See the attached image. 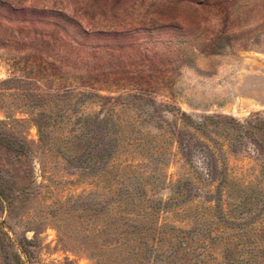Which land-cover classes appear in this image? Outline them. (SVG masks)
Masks as SVG:
<instances>
[{
	"label": "rangeland",
	"instance_id": "374dc122",
	"mask_svg": "<svg viewBox=\"0 0 264 264\" xmlns=\"http://www.w3.org/2000/svg\"><path fill=\"white\" fill-rule=\"evenodd\" d=\"M176 196L181 264H264V0H0V264H146Z\"/></svg>",
	"mask_w": 264,
	"mask_h": 264
},
{
	"label": "trees",
	"instance_id": "16d2710c",
	"mask_svg": "<svg viewBox=\"0 0 264 264\" xmlns=\"http://www.w3.org/2000/svg\"><path fill=\"white\" fill-rule=\"evenodd\" d=\"M181 120L184 126L197 130L198 128L192 127L189 123L192 122V120L190 119V117L185 114V113H181ZM189 121V122H187ZM36 128L38 130V134L41 137L43 129L41 127V124H39V122H36ZM179 140H178V145H179V153L182 156V158L187 156V149L185 150V144L183 140V133H179ZM182 138V140H181ZM107 154L106 156L108 158H111L114 155V151L110 152V150H106L105 151ZM97 157V156H96ZM104 155H98L97 160L99 161H103ZM93 157H89L88 158V164H90V162L93 160ZM192 184V180L191 179H185V183L183 184L182 188H185V186ZM152 200V201H151ZM149 204L153 203L154 206L149 205V209L145 211V214L143 215H138V217H143L146 215L145 218H147L150 222L151 225L149 228L143 229L144 235H149V237H151V240L153 241V243L151 245H149L148 243L145 245V247L147 246V248L149 249V260H146V264H181L183 263L181 260V257H184L185 255L187 256V253L189 252V249L183 248V253L180 257H178L176 255V248H174L172 245L173 243L171 242L168 248H163L162 244H163V239L164 238H168V240H172V239H176V241L184 246L186 243V239L189 236V233L187 230H185L184 228L181 227H175L173 225L170 224H166L165 226L161 227L158 225V215L159 213H171V214H178L179 217H184V215L186 214V208L181 207L182 204H184L185 202H188V200H184L183 202H181V204L179 203L178 200V196L168 199L167 201L163 200H159V201H155L153 199H148L146 200ZM157 204V207H155ZM180 207L177 208L175 210L176 207ZM155 207V208H154ZM171 207H174L173 211H170L169 209H171ZM153 209V210H152ZM209 209V208H208ZM155 210V211H154ZM209 213V212H208ZM157 217V219L155 220V218ZM122 220V221H128V220H132V216L129 215H118L116 213H112L109 215V219H112L115 221ZM185 220L181 221L182 223H184ZM155 224V225H154ZM133 233V230H126V229H121L119 230V228L114 227V228H110L106 231V237H111V240L115 242L116 245H108L105 247L110 249V250H117L119 247V243L123 242L120 241V239H125L127 238V241L124 242H128L132 241V236H130V234ZM139 234H142V232L140 231ZM148 238V236H147ZM110 239V238H109ZM193 239V238H192ZM190 239V240H192ZM118 240V242L116 241ZM178 253V252H177ZM174 254V255H173ZM119 255V254H118Z\"/></svg>",
	"mask_w": 264,
	"mask_h": 264
}]
</instances>
